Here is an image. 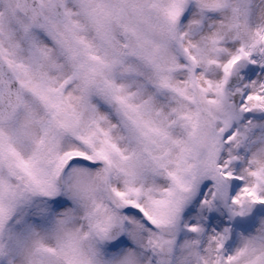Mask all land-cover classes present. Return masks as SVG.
Returning <instances> with one entry per match:
<instances>
[{"label":"clouds","instance_id":"1","mask_svg":"<svg viewBox=\"0 0 264 264\" xmlns=\"http://www.w3.org/2000/svg\"><path fill=\"white\" fill-rule=\"evenodd\" d=\"M167 2L174 20L153 7L160 0H139L135 52L113 26L132 68L122 82L142 88L135 124L98 95L96 111L81 103V81L57 57L52 75L73 108L54 114L36 101L20 159L0 156L4 202L14 194L0 264H264V0ZM37 120L67 122L59 144ZM93 132L94 148L77 138Z\"/></svg>","mask_w":264,"mask_h":264},{"label":"snow or ice","instance_id":"2","mask_svg":"<svg viewBox=\"0 0 264 264\" xmlns=\"http://www.w3.org/2000/svg\"><path fill=\"white\" fill-rule=\"evenodd\" d=\"M153 7L166 12L173 20L178 14L167 0H160V5ZM143 15L144 8L139 0H0V156L7 153L20 159L15 145L31 138L36 101L54 114H63L73 108L74 98L63 94V83L52 75L62 67L57 57H62L71 67L73 76L81 81V103L96 111L91 97L98 95L117 115L135 124L132 113L138 111L135 98L142 94V88L137 85V92L132 93L129 89L135 82H122L121 77L132 74V68L126 64L113 26L119 25L130 33L134 43L127 47L135 52L141 46V38L129 21L131 17ZM118 66L122 68L120 76L115 72ZM21 110L30 116L24 123L19 121ZM35 122L54 145L60 141L56 129L68 127L66 121ZM99 131L108 135L103 129ZM95 135L93 132L77 138L94 148ZM39 143L43 145L45 139ZM103 143L119 151L110 140ZM66 155L91 158L80 150ZM96 155L108 159L103 148L96 150ZM64 159L59 158L60 165ZM20 164L32 175L29 161L21 159ZM3 187L0 181V189ZM13 211L14 194L5 203L0 190V229ZM6 254L5 247L0 245V256Z\"/></svg>","mask_w":264,"mask_h":264}]
</instances>
